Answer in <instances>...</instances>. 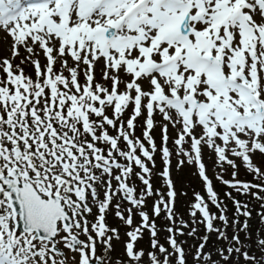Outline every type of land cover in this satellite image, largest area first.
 <instances>
[{
    "label": "snow or ice",
    "instance_id": "obj_1",
    "mask_svg": "<svg viewBox=\"0 0 264 264\" xmlns=\"http://www.w3.org/2000/svg\"><path fill=\"white\" fill-rule=\"evenodd\" d=\"M3 44L0 264H264V0H0ZM174 157L204 187L189 220Z\"/></svg>",
    "mask_w": 264,
    "mask_h": 264
},
{
    "label": "rangeland",
    "instance_id": "obj_2",
    "mask_svg": "<svg viewBox=\"0 0 264 264\" xmlns=\"http://www.w3.org/2000/svg\"><path fill=\"white\" fill-rule=\"evenodd\" d=\"M2 48L3 49L0 50V55H8V53L6 51L7 44H3ZM40 58H43L42 54H41ZM157 158H158L157 159L158 162L160 163L159 157H157ZM175 163H176V158H175V161L173 162V176H175V179H176L175 186L177 187L178 194L181 193V192H187L188 195L191 196V192L192 191L193 192L194 191H198L200 189L199 188L200 186H202V188H203V183H202V181H200L199 177L197 175H195V170H194L193 167L185 166L184 168H182L180 170H177L176 167H175ZM204 163L206 164V167H207L208 176L213 179L214 186L219 188L220 183H219V181H217L215 179V175L219 171V169L215 168V166H214V158H209L208 155H207L205 157V159H204ZM158 170H159V168H158ZM225 178L228 179L230 177L225 175ZM180 197H184V195H180ZM186 197L187 196H185V198ZM179 200H180V198H179ZM185 200L187 202V199H185ZM185 205H186V203H184V202L179 204V206H185ZM180 212H182V210L178 211V213H180ZM184 214L185 213H183V215ZM186 216L184 217V219L185 220H189V217H186ZM256 218H258V217H256ZM261 231H262V233H264V226L263 225H262V230ZM257 233L258 232H255L254 235L252 236V243H251V248L250 249L251 250L252 249L255 250V251H251V253H254L257 257H261L262 252L256 247V245L254 243L256 238H257ZM242 235L244 237V233H242ZM162 236H163V238H165L166 233H162ZM179 239H188V243L192 244L191 242H189L190 239L187 238V237H182V238H179ZM161 241L164 242L163 240H161ZM113 243L115 244L116 241H114ZM118 246H120L121 248L119 249ZM210 248H212V247H210ZM115 250L116 251L113 253V256L122 255V253H123V245H122V243L120 245H118V243H117ZM194 251H195L194 249H191V251L189 252V256L188 257H189V261L190 262L192 260L191 253L194 252ZM241 264H243L242 260H241Z\"/></svg>",
    "mask_w": 264,
    "mask_h": 264
}]
</instances>
